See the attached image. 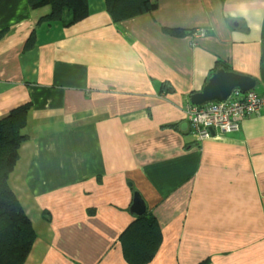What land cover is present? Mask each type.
Wrapping results in <instances>:
<instances>
[{"label":"crops","instance_id":"crops-1","mask_svg":"<svg viewBox=\"0 0 264 264\" xmlns=\"http://www.w3.org/2000/svg\"><path fill=\"white\" fill-rule=\"evenodd\" d=\"M47 11L0 0V117L31 106L8 177L36 233L23 264H127L134 191L162 235L148 264H264V110L203 141L186 118L218 62L264 96V0H157L116 23L88 0L68 27L36 24Z\"/></svg>","mask_w":264,"mask_h":264},{"label":"trees","instance_id":"trees-1","mask_svg":"<svg viewBox=\"0 0 264 264\" xmlns=\"http://www.w3.org/2000/svg\"><path fill=\"white\" fill-rule=\"evenodd\" d=\"M31 10L48 8L36 24L60 23L68 27L88 14V0H26ZM105 10L116 23L150 13L157 8V0H104ZM177 32V29H164ZM34 30L25 39L23 50L35 46ZM217 69L231 71L223 62ZM216 69V70H217ZM30 103L13 107L0 117V264H23L36 233L17 195L8 183V177L19 157L20 145L28 139L25 127ZM122 256L127 264H148L161 244V230L155 216L145 213L131 221L119 235Z\"/></svg>","mask_w":264,"mask_h":264},{"label":"built area","instance_id":"built-area-1","mask_svg":"<svg viewBox=\"0 0 264 264\" xmlns=\"http://www.w3.org/2000/svg\"><path fill=\"white\" fill-rule=\"evenodd\" d=\"M264 110V96L253 90L233 89L223 101H211L200 105L189 104L186 118L193 137L203 141L214 137V130L220 133L233 132L239 122Z\"/></svg>","mask_w":264,"mask_h":264},{"label":"water","instance_id":"water-1","mask_svg":"<svg viewBox=\"0 0 264 264\" xmlns=\"http://www.w3.org/2000/svg\"><path fill=\"white\" fill-rule=\"evenodd\" d=\"M254 86L255 80L253 78L219 68L208 77L207 82L200 91L190 95L189 100L193 105L211 101H223L233 89L244 92L252 90ZM129 211L136 217L143 215L146 211V205L136 191L133 192Z\"/></svg>","mask_w":264,"mask_h":264}]
</instances>
